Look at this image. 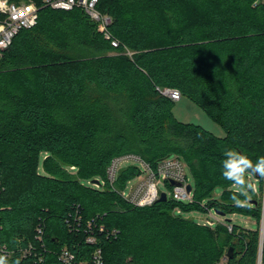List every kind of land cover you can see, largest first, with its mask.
<instances>
[{
  "label": "trees",
  "instance_id": "1",
  "mask_svg": "<svg viewBox=\"0 0 264 264\" xmlns=\"http://www.w3.org/2000/svg\"><path fill=\"white\" fill-rule=\"evenodd\" d=\"M37 5L36 24L0 59V247L9 264H62L63 249L76 264L98 249L103 264H218L230 247L226 264H259L264 179L248 177L258 198L237 207L221 162L228 148L254 163L264 156V0H99L117 47L84 10ZM160 88L178 89L225 135L179 121ZM124 155L152 168L180 158L192 200L135 206L122 191L142 168L108 177ZM194 211L249 215L258 229L183 216Z\"/></svg>",
  "mask_w": 264,
  "mask_h": 264
},
{
  "label": "built area",
  "instance_id": "2",
  "mask_svg": "<svg viewBox=\"0 0 264 264\" xmlns=\"http://www.w3.org/2000/svg\"><path fill=\"white\" fill-rule=\"evenodd\" d=\"M30 2L18 4L10 0H0V59L3 57L4 51L11 45L15 35L21 29L30 28L36 24L39 15L38 0H30ZM42 2L44 5L54 9L72 10L78 7L84 10L93 20L98 22L99 29L105 34L106 38L111 39L109 25L112 22V18L110 15L103 14L98 10L97 5L99 0H42ZM111 43L114 47L119 45L115 39H111ZM160 91L174 102L180 101L182 98L181 92L175 88H160ZM122 160L139 162L142 166H140L143 171L142 175L148 174L146 184L137 186L129 194L125 190L122 191L124 198L135 206H148L156 202L163 192L159 189L158 184L162 182L167 186V183L170 184V180L177 181L181 185L170 184V193L164 190L167 193V197L171 195V198L175 201L188 202L192 200L193 190L191 192L187 190V186L190 184L187 175V166L180 158H165L158 163L156 168H152L138 156L124 155L116 158L110 166L108 170L110 181L113 182L115 180L118 166ZM147 184L149 186L145 187ZM208 223L215 225L213 221H209ZM228 228L230 231L233 230L231 224L228 225ZM39 232L41 233V230ZM88 242H95V239L90 237ZM0 249V255H6L8 258L9 254L4 250V247H0ZM59 259L62 264H76L75 255L67 249L62 250ZM84 264H103L102 251L100 249L96 250L92 254L91 260Z\"/></svg>",
  "mask_w": 264,
  "mask_h": 264
},
{
  "label": "rangeland",
  "instance_id": "3",
  "mask_svg": "<svg viewBox=\"0 0 264 264\" xmlns=\"http://www.w3.org/2000/svg\"><path fill=\"white\" fill-rule=\"evenodd\" d=\"M10 1L18 4L31 3L30 0H18V1L10 0ZM173 113L174 116L183 123L200 125L218 137H223L225 135V132L221 127V125L213 118H211L200 106H198L195 102H193L191 99L187 97H183L180 101L175 102L173 107ZM133 163H136L139 166H141L139 162L122 160L118 166V171H120L122 168L132 165ZM187 175L189 178V183L193 187H195L194 179L192 177L191 172L188 169H187ZM147 181H148V174L146 173L133 179L130 182V184H128L127 188L125 189V192L129 194L131 193V190H134L137 186L146 184ZM148 186L149 185L147 184L145 187ZM158 187L161 191L167 190L170 193V189L164 183L160 182L158 184ZM255 191H256V187H255ZM215 193L217 196H219L220 190H217ZM250 197L258 198V195L254 193L253 195H250ZM169 198H171V195H169ZM262 200L264 204V198ZM183 216L195 220L196 222L202 224H209L208 223L209 221H213L215 222V225L225 224V223L228 224L229 222H227L226 219H230L233 224L238 225L247 230L258 229L257 220L249 215L231 214L227 216H221L219 214H216L214 211H210L206 213L194 211V212L184 213ZM215 225H210V226L214 228ZM259 228L261 231V225L259 226ZM227 260L228 258H226L225 255L224 258L218 264H226Z\"/></svg>",
  "mask_w": 264,
  "mask_h": 264
},
{
  "label": "clouds",
  "instance_id": "4",
  "mask_svg": "<svg viewBox=\"0 0 264 264\" xmlns=\"http://www.w3.org/2000/svg\"><path fill=\"white\" fill-rule=\"evenodd\" d=\"M221 174L223 179L230 181L236 189L231 194V199L237 207L246 206L251 198L250 192H255V185L248 180L249 176H258L264 179V156H259L255 163L249 156L236 149L228 148L223 152ZM243 198V199H242ZM0 264H9L6 255H0ZM14 264H20L17 259Z\"/></svg>",
  "mask_w": 264,
  "mask_h": 264
},
{
  "label": "water",
  "instance_id": "5",
  "mask_svg": "<svg viewBox=\"0 0 264 264\" xmlns=\"http://www.w3.org/2000/svg\"><path fill=\"white\" fill-rule=\"evenodd\" d=\"M92 183L99 184L100 181H99V179H94V180H92ZM170 184L171 185H181V183H179L177 181H174V180H170ZM187 190H188V192H191L193 190V186L191 184H189L187 186ZM167 200H168L167 193L165 191H163L161 193L160 198L157 201H167ZM216 214L224 216L223 214H220V213H217V212H216ZM226 221L230 222L231 220L230 219H226ZM261 235H262V248H261V256H260V259H259V264L262 263V249H263V239H264V215H263V220H262V223H261ZM233 256H234V247H230L229 250L226 253V258L231 259Z\"/></svg>",
  "mask_w": 264,
  "mask_h": 264
}]
</instances>
